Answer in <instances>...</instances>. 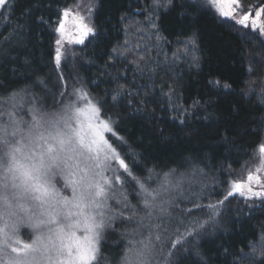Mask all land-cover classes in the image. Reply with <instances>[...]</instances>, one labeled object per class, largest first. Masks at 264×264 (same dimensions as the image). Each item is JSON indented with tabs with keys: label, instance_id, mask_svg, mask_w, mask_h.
Here are the masks:
<instances>
[{
	"label": "trees",
	"instance_id": "16d2710c",
	"mask_svg": "<svg viewBox=\"0 0 264 264\" xmlns=\"http://www.w3.org/2000/svg\"><path fill=\"white\" fill-rule=\"evenodd\" d=\"M76 2L14 0V11L0 15V127L30 120L34 106L54 111L61 101L66 103L72 88L82 87L114 118L115 128L126 143L115 137L111 140L137 176L150 168L167 171L182 163L180 171H184L194 162L208 177L203 181L207 185L206 201L215 203L218 193L210 191L216 187L212 178L227 181L229 171L245 176L246 169H252L258 161L264 142V103L259 99L264 89V79L259 77L264 76V70L251 76L248 73L252 66L249 61L264 55V37L253 38L249 33L242 38L243 31L193 11L191 0H175L174 10L156 11L161 39L151 26L155 18L153 0H98L93 22L99 38H90L85 45L69 51L57 68V14ZM259 2L243 0L245 8ZM130 25L154 30L152 36L143 39L146 45L142 50L125 48ZM193 33L197 47L186 54L184 42ZM194 58L199 60V67L194 66ZM249 78L256 81L255 92L242 97L239 85ZM209 79H223L235 92L214 93L207 87ZM196 100L206 105L211 119L203 118L205 109L192 108ZM183 108L194 114L187 119L186 127L172 119ZM197 114L200 119L195 118ZM225 138L231 143H225ZM123 191L135 205L132 189L124 187ZM130 231L117 221L115 230L105 232L100 247L108 264L121 257ZM202 231L194 243L199 244L206 264H257L262 259L260 251L253 257L250 245H259L264 234V204L234 199L224 206L216 222L205 225ZM18 234L25 241L36 235L26 224ZM245 254L248 258L241 260Z\"/></svg>",
	"mask_w": 264,
	"mask_h": 264
},
{
	"label": "snow or ice",
	"instance_id": "6c2138e0",
	"mask_svg": "<svg viewBox=\"0 0 264 264\" xmlns=\"http://www.w3.org/2000/svg\"><path fill=\"white\" fill-rule=\"evenodd\" d=\"M190 7L211 15L222 25L243 31L242 38L249 33L253 38L264 37V0L248 8L243 0H191ZM14 8V0H0V15ZM174 9L175 0H153L155 18L151 26L157 38L163 37L156 11ZM180 14L185 13L180 10ZM40 19L43 23V17ZM54 30L58 33L57 68L66 45H85L86 39L100 36L91 17H82L67 7L58 12ZM184 45L186 54L193 52L197 47L196 33ZM193 62L199 67L197 58ZM249 64L250 76L264 70V55ZM255 84L249 78L239 85L242 97L254 93ZM207 87L219 95L235 92L232 84L223 79H209ZM170 91L175 94L174 89ZM72 97L68 103L61 101L54 111L34 106L30 120L0 127V264H108L100 242L108 229L115 230L117 221L131 231L125 237L128 243L121 257L113 258L111 264H206L199 244L194 243L203 235L205 225L215 223L224 206L234 199L247 202L255 197L264 204V178L259 176L264 169L256 175L246 169V177L229 171L227 181L217 182L213 177L216 187L210 191L218 193L215 203L206 201L207 185L203 181L208 177L194 162L184 171H180L182 163L167 171L150 168L137 176L111 140L115 137L121 144L126 143L115 128L114 118L84 88L74 89ZM259 99L264 103V89ZM192 108L205 109L203 118L211 119L206 105L199 100L193 102ZM173 111H177L175 106ZM193 115L190 109L183 108L172 119L186 127L187 119ZM195 118L201 117L197 114ZM225 143L231 142L225 138ZM259 151L264 153V146ZM112 164L119 166V175ZM109 169L113 171L111 183L105 176ZM60 178L65 180V186H71V197L62 195L57 188ZM117 182L120 188H115ZM124 187L132 189L135 205ZM110 200H115L117 206L110 207ZM25 224L36 233L30 242L18 234ZM250 247L253 257L259 249L262 259L257 264H264V234L259 245ZM247 258L245 254L241 260Z\"/></svg>",
	"mask_w": 264,
	"mask_h": 264
},
{
	"label": "rangeland",
	"instance_id": "374dc122",
	"mask_svg": "<svg viewBox=\"0 0 264 264\" xmlns=\"http://www.w3.org/2000/svg\"><path fill=\"white\" fill-rule=\"evenodd\" d=\"M97 4H98V0H77L76 4L69 8L71 9L73 12L78 13L80 16L85 17V18H92L93 21V17L97 8ZM71 23V22H69ZM141 25V24H140ZM150 28V29H138L137 26H132L130 25L128 30H127V38H126V43H125V48L128 49L129 51H138L139 49L142 48V46L146 45V42L143 40L148 37V36H152L154 30ZM148 35V36H147ZM57 38H58V33H57ZM90 39V38H89ZM88 39L85 40V43ZM83 45H66V51H64L62 49V51L64 52V54L62 55L61 58V65L64 63V61L66 60V57L68 55L69 51L74 50L77 47H81ZM56 44H55V49H56ZM142 50V49H141ZM75 89V88H74ZM73 88L71 89V92H69V95H67V99L66 103L69 102V100L74 99V97H72V92L74 90ZM66 92V90H65ZM264 146V142L263 144L260 146L262 147ZM260 149V148H259ZM112 169L116 170V174L119 175L120 169L119 166L116 164H112ZM112 169H109L107 171H105V176L109 179V182L111 183L112 178H113V171ZM264 169V153H261L260 151H258V161L253 165V168L250 169L251 173L253 175H256L258 170ZM249 174V172L246 173V175L244 177H246ZM259 176L261 178H264V171H259ZM121 184L119 182H117L115 184V188H120ZM57 188L61 191L62 195H67L69 197H71V186H65V180L63 178L59 179V182L57 183ZM109 195H111V193H109ZM252 201H260L259 198H255L253 197L252 199L248 200L247 202H252ZM109 205L110 207H116V201L115 200H110L109 201ZM22 239V238H20ZM25 241V239L23 240ZM31 240H27L25 242H30Z\"/></svg>",
	"mask_w": 264,
	"mask_h": 264
}]
</instances>
